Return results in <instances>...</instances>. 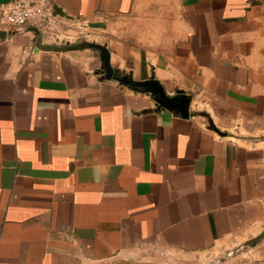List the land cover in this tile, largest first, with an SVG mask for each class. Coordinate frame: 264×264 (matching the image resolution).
<instances>
[{"label": "crops", "instance_id": "crops-1", "mask_svg": "<svg viewBox=\"0 0 264 264\" xmlns=\"http://www.w3.org/2000/svg\"><path fill=\"white\" fill-rule=\"evenodd\" d=\"M52 1L65 25L159 38L145 58L115 42L110 64L191 116L105 80L91 49L0 28V264H212L260 235L264 0ZM221 264H264V237Z\"/></svg>", "mask_w": 264, "mask_h": 264}, {"label": "water", "instance_id": "water-1", "mask_svg": "<svg viewBox=\"0 0 264 264\" xmlns=\"http://www.w3.org/2000/svg\"><path fill=\"white\" fill-rule=\"evenodd\" d=\"M52 14L59 18L68 19V17L61 13L58 9L53 8ZM88 27L91 28H105V24L102 22H90L86 23ZM8 33L5 31H0V36L7 35ZM44 51H54V52H63V51H74L79 49H95L98 51V59H99V70L102 73V76L105 80L114 81L117 84L127 87L133 91L144 93L150 95L154 102V110H167L177 114L182 118H189L191 113L189 111L190 96L177 92L174 95H168L160 83L154 78V75H150V77L143 81H135L132 79L131 74H125L120 72L117 69H114L110 64V54L108 49L105 46L98 45L95 43H79L76 45H65L62 47H47L41 48ZM203 117L207 118L208 129L213 131L216 135L220 137L227 136V133L218 129L212 121L205 115L200 114ZM264 237V231L258 235L257 237L250 239L249 241L238 245L225 253H223L218 259L213 261L212 264H221L226 259L231 257L237 251L246 249L250 246H253L257 241L261 240Z\"/></svg>", "mask_w": 264, "mask_h": 264}, {"label": "rangeland", "instance_id": "rangeland-1", "mask_svg": "<svg viewBox=\"0 0 264 264\" xmlns=\"http://www.w3.org/2000/svg\"><path fill=\"white\" fill-rule=\"evenodd\" d=\"M144 26L142 25V27ZM134 30L135 25H105V28H91L86 23H68L52 38L55 39V42L59 41L60 45L95 43L105 46L107 49L114 47L115 42L117 43L121 40L139 50L142 58L149 56L151 52H160L161 40L159 38L152 40L150 35H148L149 33L147 34L145 30H142L141 37L136 40ZM91 50L98 54L95 49Z\"/></svg>", "mask_w": 264, "mask_h": 264}, {"label": "built area", "instance_id": "built-area-1", "mask_svg": "<svg viewBox=\"0 0 264 264\" xmlns=\"http://www.w3.org/2000/svg\"><path fill=\"white\" fill-rule=\"evenodd\" d=\"M52 11V0H11L0 4V28L10 31L13 28L31 26L53 37L65 24Z\"/></svg>", "mask_w": 264, "mask_h": 264}]
</instances>
